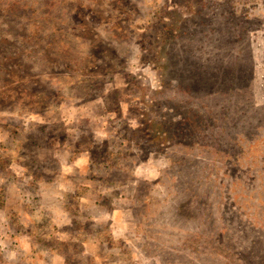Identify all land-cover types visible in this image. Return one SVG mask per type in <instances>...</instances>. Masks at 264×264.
<instances>
[{
    "label": "rangeland",
    "instance_id": "obj_1",
    "mask_svg": "<svg viewBox=\"0 0 264 264\" xmlns=\"http://www.w3.org/2000/svg\"><path fill=\"white\" fill-rule=\"evenodd\" d=\"M0 264H264V0H0Z\"/></svg>",
    "mask_w": 264,
    "mask_h": 264
}]
</instances>
